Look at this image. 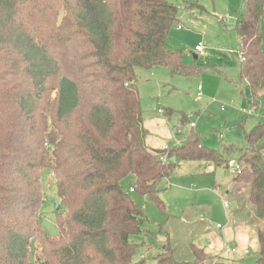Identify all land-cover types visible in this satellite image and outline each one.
I'll list each match as a JSON object with an SVG mask.
<instances>
[{
    "label": "trees",
    "instance_id": "16d2710c",
    "mask_svg": "<svg viewBox=\"0 0 264 264\" xmlns=\"http://www.w3.org/2000/svg\"><path fill=\"white\" fill-rule=\"evenodd\" d=\"M245 2L234 29L255 105L264 90V0ZM177 21L168 0H0V264H146L136 259L143 242L132 239L146 214L132 193L166 213L160 184L185 160L228 170L238 161L235 181L250 185L264 219L263 121L245 131L243 148L207 146L192 127L167 149L147 143L136 69L203 68L167 46ZM45 171L60 200L55 235L42 222ZM257 237L254 264H264V228ZM190 248L194 264L213 262ZM154 259L179 263L171 244Z\"/></svg>",
    "mask_w": 264,
    "mask_h": 264
},
{
    "label": "rangeland",
    "instance_id": "374dc122",
    "mask_svg": "<svg viewBox=\"0 0 264 264\" xmlns=\"http://www.w3.org/2000/svg\"><path fill=\"white\" fill-rule=\"evenodd\" d=\"M168 1L178 7V21L170 31L167 46L182 50L184 61H197L203 68L187 75L162 66L136 69L148 145L161 148L177 138L184 139L192 130L190 123H195L193 130L207 146L222 150L233 143L243 147L245 131L262 119L253 108L249 85L240 77L241 46L234 28L245 12V0ZM62 15L63 10L59 18ZM262 25L264 28V22ZM199 44L203 51H196ZM199 86L201 100L197 97ZM183 114L189 116V123H181ZM239 122L243 127L236 125ZM179 128L183 133L177 135ZM195 163L182 161L175 176L161 182L166 213L146 197L132 193L146 214L144 232L132 236L135 242L144 244L136 259L146 257V264H156V254L168 250L171 244L178 264H194L190 248L194 243L213 249L217 253L211 254L213 262L254 264L259 254L254 231L264 228V219L254 213L249 200L250 185L235 181L236 175L225 167H218L214 173L197 169ZM41 181L46 199L42 222L55 235L58 227L54 207L57 203L60 206L55 179L45 171ZM224 202L229 204L228 211ZM238 208V218L234 217L229 226L228 215ZM241 224L246 226L239 230L237 226ZM244 237L248 242L245 253H237V242L242 243Z\"/></svg>",
    "mask_w": 264,
    "mask_h": 264
},
{
    "label": "crops",
    "instance_id": "0c3cea01",
    "mask_svg": "<svg viewBox=\"0 0 264 264\" xmlns=\"http://www.w3.org/2000/svg\"><path fill=\"white\" fill-rule=\"evenodd\" d=\"M239 20V19H238ZM179 26L180 25H178V28H179ZM180 29V28H179ZM196 58V57H195ZM197 59V58H196ZM246 82H247V80H246ZM247 84H248V82H247ZM249 85V84H248ZM251 100H252V98H251ZM256 104L254 105V103H253V100H252V105H253V108L256 110V114L257 115H259L260 116V118H262V119H259L258 120V122L259 121H263L264 122V90H262V91H260V93H259V95H258V99H257V101L255 102ZM251 115H253V114H251ZM257 122V123H258ZM254 127V126H253ZM194 128V127H193ZM192 129V128H191ZM206 145V144H205ZM163 146H165V145H162V147ZM237 146V145H236ZM161 147V148H162ZM244 147V146H243ZM243 147H241V148H243ZM157 148H160V147H157ZM218 149V148H217ZM263 151H264V147H263ZM186 162H188V163H195V162H198L199 163V165L197 164V163H195L194 164V166H196L197 167V169H199V170H201V171H205V170H212L214 173L216 172V170H217V168L218 167H221V166H216L215 167V165L212 163V162H208V161H203V162H200V161H196V160H185ZM182 162V161H181ZM181 162H179L178 163V165L181 163ZM178 167V166H177ZM178 169V168H177ZM177 171V170H176ZM175 174H176V172H175ZM175 174H174V176H175ZM173 176V177H174ZM171 179H169L168 181H170ZM239 207L241 208V205L239 204ZM229 208V207H228ZM228 208H227V211H228ZM240 208H238L237 210H235V212H234V214H232V213H230L229 215H228V222H229V226H230V224L232 223V220H233V218L234 217H236V218H238V215H239V209ZM246 225H243V224H241V226H237L238 228H239V230H241V228L242 227H245ZM233 228H236V227H233ZM259 229L260 228H257V230L255 229V233L256 234H258V231H259ZM238 236H239V234H238ZM258 239V238H257ZM240 240V239H239ZM237 244H238V246L236 247V252L238 253V252H243V253H245V248L247 247V245H248V242H247V240H246V238L244 237V239H243V242L241 243V241L240 242H237ZM201 248H203L206 252H208V253H210V254H217L215 251H213V249H209V248H205V247H201ZM255 251V250H254ZM256 252H258L259 253V250L258 251H256ZM257 253V254H258ZM258 256V255H257ZM193 260H194V258H193ZM193 260H191L192 262H193ZM191 262V263H192Z\"/></svg>",
    "mask_w": 264,
    "mask_h": 264
},
{
    "label": "built area",
    "instance_id": "2783aa9c",
    "mask_svg": "<svg viewBox=\"0 0 264 264\" xmlns=\"http://www.w3.org/2000/svg\"><path fill=\"white\" fill-rule=\"evenodd\" d=\"M179 28H181V26H179ZM204 50V47L202 46V44H199L196 46V51H203ZM242 57V56H241ZM242 60H243V57H242ZM202 96H203V93H202V86H199L198 87V92H197V97L198 99H202ZM158 112H162L161 109L158 110ZM249 114H253L252 111L249 112ZM190 126L193 128L195 127V123H190ZM183 131L179 128L177 130V135H180L182 134ZM185 139V138H184ZM184 139H175L174 143L172 144H180ZM171 144H169L168 146H163L162 148L163 149H167ZM241 170V164L236 161V160H232L229 164V171L232 173V174H238ZM131 191H133V189H131ZM224 206L225 208L227 209L229 207V204L227 202H224ZM215 262H209V263H203V264H214Z\"/></svg>",
    "mask_w": 264,
    "mask_h": 264
},
{
    "label": "water",
    "instance_id": "95a60500",
    "mask_svg": "<svg viewBox=\"0 0 264 264\" xmlns=\"http://www.w3.org/2000/svg\"><path fill=\"white\" fill-rule=\"evenodd\" d=\"M195 57L197 58V55H195ZM56 209H59V204L56 205Z\"/></svg>",
    "mask_w": 264,
    "mask_h": 264
}]
</instances>
